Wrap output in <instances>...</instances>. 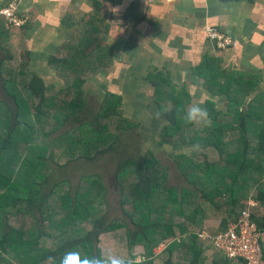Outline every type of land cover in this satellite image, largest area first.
I'll list each match as a JSON object with an SVG mask.
<instances>
[{
    "label": "trees",
    "instance_id": "1",
    "mask_svg": "<svg viewBox=\"0 0 264 264\" xmlns=\"http://www.w3.org/2000/svg\"><path fill=\"white\" fill-rule=\"evenodd\" d=\"M0 16V48L6 52L0 59L5 95L0 100V264H45L47 257L59 261L68 250L98 255L102 236L116 230L125 234L126 259H137L132 250L143 248L145 260L140 264H244L227 259L199 235L224 234L245 212L264 234L262 75L225 68L223 50L207 53L193 72L204 80L207 91L224 102L218 107L214 100L206 101L211 123L199 132L195 123L183 119L192 95L178 90L170 75L149 69L146 79L154 87L153 101L166 122L159 134L160 145H199L204 160L172 154L178 171L195 190L169 186L168 168L150 150L119 163L115 181L131 228L126 221H106L107 187L100 177H80L72 190L67 179L51 182L54 172L46 157L53 148L57 167L80 159L90 161L114 151L119 131L140 127L138 121L120 113L123 98L111 93L105 95L95 116L78 118L86 112L88 93L83 85L115 62L114 47L102 39L111 27L99 3L74 30L72 39L60 44L49 59V66L63 81L57 91L53 83L45 85L29 71L26 51L20 55L15 51L18 31L27 23L6 27ZM126 19L132 27L144 22L142 6L132 4ZM65 125L71 127L49 139ZM252 199L256 207L249 208ZM207 221L220 224L205 228ZM166 243L157 255L156 250Z\"/></svg>",
    "mask_w": 264,
    "mask_h": 264
},
{
    "label": "crops",
    "instance_id": "2",
    "mask_svg": "<svg viewBox=\"0 0 264 264\" xmlns=\"http://www.w3.org/2000/svg\"><path fill=\"white\" fill-rule=\"evenodd\" d=\"M10 1L0 0V10ZM17 1L19 15L27 19V24L18 31L15 51L19 50L18 55L23 50L28 53L33 74L54 80L47 83L42 79L46 85L62 82L49 66V59L60 44L72 39L74 30L98 2L111 27L102 35L103 42L115 51L112 71L103 72L101 78H105V86L111 73L117 79L126 74L147 78L148 70L155 67L170 75L178 90L186 89L192 95L191 105L206 108V101L214 100L222 107L223 98L207 91L204 80L193 72L207 53L215 51L207 37V29L215 27L234 39L233 47L224 51V67L260 73L264 90V0ZM134 3L142 6L146 20L132 27L127 24L126 13ZM141 91V96H153L154 87L146 79Z\"/></svg>",
    "mask_w": 264,
    "mask_h": 264
},
{
    "label": "rangeland",
    "instance_id": "3",
    "mask_svg": "<svg viewBox=\"0 0 264 264\" xmlns=\"http://www.w3.org/2000/svg\"><path fill=\"white\" fill-rule=\"evenodd\" d=\"M215 50H217L216 47ZM16 53H18V50L16 51ZM5 54L6 53L3 51L0 52V58ZM111 68L105 69L103 72L108 73ZM228 68L233 69V67ZM103 72L99 76L88 80L86 84L83 85V89L88 93L86 94V97L88 98H86L85 102L86 112H84V115L80 114V117L78 118L82 121L83 116H86L84 118H90L87 116H95L97 114V111H99L100 105L104 100L105 95H107V93H111L123 98V105L120 113L125 118L138 121L140 123V127L136 130L125 133L123 131H119L120 141L119 143H116L114 145V151L101 156L97 155L90 161H84L83 159H80L64 167H57L55 164H53L52 160V157L54 155L53 153L56 152L53 148H49L46 153V157L48 163H50L51 170H53L52 172H54V177H52L53 179L51 182H57L63 179H67L68 181H70L69 184L72 190L74 189V186H77L80 177H86L90 175H97L98 177H100L102 185L107 187L105 198L108 200V205H106L105 211L106 221H126V223L131 228H133V225H131V223L129 222V218L123 213L120 205V188L115 181L118 164L129 156H145L150 150L154 153L155 158L168 168L169 186H174L179 189L187 187L195 190L193 189V187H191V185L188 184V182L178 171L176 164L172 158V154L185 153L198 161H203V150L199 145L198 148L194 147L196 145L181 147L161 146L159 134L161 132V128L166 125V122L165 119L162 118L161 114H159L158 108L153 101V96H150V94L145 96V93L143 96H141V86L146 85V77H142L143 75L139 77H132L126 74L125 78L117 79L115 78V75L111 73V75H109V83L107 86H105V78L101 79ZM42 79L47 83L54 81L48 76H45ZM63 86V81L57 82L54 84V90L57 91ZM4 98V90L2 89V82L0 80V100H3ZM210 123V120L208 123H195L194 129L201 132L205 127L210 125ZM74 126H76L75 123L72 125V127ZM69 127H71V125H65L64 127L55 131V133H53L49 137V139L54 140L62 133H64V131L69 129ZM58 153L59 152L57 151V154ZM219 224V221H207L205 224V228H214L215 226V228H217ZM124 238L125 234L117 230L104 234L102 236V242H100L102 253L112 252L113 254L126 259L128 254H126L127 251L125 250L126 243ZM168 244L169 243H166L165 245L157 249L156 254H161L168 246ZM132 251L133 255L137 259H139L140 263L145 260V257H143V248L137 247Z\"/></svg>",
    "mask_w": 264,
    "mask_h": 264
},
{
    "label": "built area",
    "instance_id": "4",
    "mask_svg": "<svg viewBox=\"0 0 264 264\" xmlns=\"http://www.w3.org/2000/svg\"><path fill=\"white\" fill-rule=\"evenodd\" d=\"M4 17L6 27H21L26 24L25 18L19 15L18 1L11 0L0 10ZM208 40L216 49L229 50L234 45V39L219 31L215 27L207 29ZM256 207L254 200L249 203V208ZM249 212H245L237 224L231 225L228 232L217 237L206 232L199 235L202 240L210 241L229 260H241L244 264H264V234L250 222Z\"/></svg>",
    "mask_w": 264,
    "mask_h": 264
},
{
    "label": "clouds",
    "instance_id": "5",
    "mask_svg": "<svg viewBox=\"0 0 264 264\" xmlns=\"http://www.w3.org/2000/svg\"><path fill=\"white\" fill-rule=\"evenodd\" d=\"M183 111V119L186 123H208L210 120L207 109L199 104L189 105ZM45 264H140V261L139 259H125L112 252L88 255L82 254L79 250H68L59 258V261L54 256L47 257Z\"/></svg>",
    "mask_w": 264,
    "mask_h": 264
}]
</instances>
